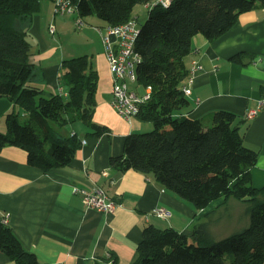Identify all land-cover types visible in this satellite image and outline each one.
<instances>
[{
	"label": "trees",
	"instance_id": "trees-1",
	"mask_svg": "<svg viewBox=\"0 0 264 264\" xmlns=\"http://www.w3.org/2000/svg\"><path fill=\"white\" fill-rule=\"evenodd\" d=\"M150 0H75L80 16L95 14L109 25L132 18L135 4ZM40 0H0V96L25 113L5 115L0 149L16 145L27 162L43 171L68 165L81 145L74 132L62 128L81 121L100 134L105 127L93 121L97 72L86 55L64 58L59 82L66 95L40 87L33 78L37 65L31 58L27 26ZM264 7V0H173L148 9L135 48L141 55L137 68L140 85L151 86L150 98L135 117L152 129L124 136V154L111 156L119 171L134 169L151 175L165 188L201 209L219 196L245 201L249 224L220 239L203 226L191 233L172 226L143 228L136 257L130 264H264V186L252 184L251 169L258 151L247 146L228 110L212 112L209 123L185 115L189 106L182 86L189 68L185 56L192 37L214 39L228 30L241 12ZM242 52L231 56L240 61ZM1 218V216H0ZM0 251L13 264H52L25 249L7 223L0 219ZM115 263V258L112 261Z\"/></svg>",
	"mask_w": 264,
	"mask_h": 264
},
{
	"label": "crops",
	"instance_id": "crops-1",
	"mask_svg": "<svg viewBox=\"0 0 264 264\" xmlns=\"http://www.w3.org/2000/svg\"><path fill=\"white\" fill-rule=\"evenodd\" d=\"M70 14L74 19L80 16ZM56 15L53 0H40L38 11L28 22L20 21L19 27L27 26L31 58L37 65L34 83L66 95L67 88L58 78L64 57L60 52L56 61L57 46L51 44L53 39H47L46 32L51 20L62 29L69 17L61 15L56 20ZM96 32L99 46L96 57L90 60L97 72L92 119L105 130L96 134L81 121L70 123L68 130L66 125L62 132H74L83 142L68 165L48 171L28 164L27 153L19 146L7 144L0 149V215L8 213L7 224L25 249L52 264H112L114 258L116 264H130L145 226L186 230L174 220L173 210L196 214L184 199L151 175L132 168L122 172L110 165L111 156L124 154V136L143 131L145 125L135 116L125 118L112 107L111 75ZM238 52H242L239 62L231 59ZM184 59L192 77L191 91L185 95L190 103L185 115L209 123L216 110L234 113V124L244 143L258 151L251 169L252 184L263 187L264 109L250 118L245 115L264 97V7L241 12L235 23L214 39L195 34ZM194 60L202 67L192 70ZM4 98L0 96V132L5 130L6 113L15 106ZM18 110L14 111L25 116ZM74 186L101 187L117 206L112 212L88 207ZM157 205L170 209L171 216H155L152 209ZM0 264L13 262L0 251Z\"/></svg>",
	"mask_w": 264,
	"mask_h": 264
},
{
	"label": "rangeland",
	"instance_id": "rangeland-1",
	"mask_svg": "<svg viewBox=\"0 0 264 264\" xmlns=\"http://www.w3.org/2000/svg\"><path fill=\"white\" fill-rule=\"evenodd\" d=\"M148 11L143 7L142 3H137L132 10V16H136L135 19L140 26L146 19ZM56 20L61 15L68 16L64 27L60 29V26L56 25L57 30L54 35L46 32L47 39H53L51 44L57 46L56 61L60 60L59 53L64 58H70L80 55H86L89 61L96 57V48L99 46L98 33L95 27L98 24H103V21L99 19L95 14H89L81 16L83 19V26H79L76 23L74 17L69 12L55 13ZM54 15V14H53ZM90 21V24L88 23ZM90 27L88 30L85 27ZM94 26V27H93ZM97 33V34H96ZM48 90V87L46 88ZM53 90V88H52ZM138 92H142V88H137ZM7 101L9 99L5 97ZM14 110H18L15 105ZM19 117L23 118V113H19ZM205 121V120H204ZM143 131L152 129L151 122L144 121ZM70 128V124L65 127V130ZM185 201L194 209L196 214L194 216H188L187 213L182 211L173 210L174 220L177 219L180 223L179 226H184L187 233H191L195 228L203 226L205 232L212 239H220L231 233H234L249 224V215L247 212V203L234 197H230L228 200H224L223 196H219L210 201L207 206L200 210L195 208L191 202L185 199Z\"/></svg>",
	"mask_w": 264,
	"mask_h": 264
},
{
	"label": "built area",
	"instance_id": "built-area-1",
	"mask_svg": "<svg viewBox=\"0 0 264 264\" xmlns=\"http://www.w3.org/2000/svg\"><path fill=\"white\" fill-rule=\"evenodd\" d=\"M173 0H160L155 3H147L144 5L147 9H150L156 4H160L164 7L168 6ZM72 13L77 12V4L75 0H54L53 14L55 13ZM78 24V23H77ZM80 26V24H78ZM124 25V24H116ZM138 25L136 19L135 24L132 27H126L125 33L114 32V25L112 31L98 30L103 52L111 75V99L110 103L112 107L125 118H130L136 115L133 112L134 99H141L142 103L150 98L151 86H142L137 80V71H129V63L133 58L139 57V52L135 47H130V38L133 30ZM51 34H55L56 26L52 20V25H49ZM193 69L201 68V63L196 60L192 63ZM126 77H133V86H126ZM192 79L187 83L185 88L191 91L190 84ZM142 88V92L139 93L137 88ZM258 109H264V97L260 98L256 108H251L246 112L245 117H252L256 114ZM83 142V141H81ZM106 174V171H105ZM73 189L78 191L82 195L84 203L88 207L95 208L104 212H112L116 206L111 201H107L106 193L101 192L98 186L91 187L89 189L84 187L74 186ZM152 213L160 218H167L171 216L170 209L157 205L153 207ZM1 220L7 223L8 213L2 214Z\"/></svg>",
	"mask_w": 264,
	"mask_h": 264
},
{
	"label": "bare ground",
	"instance_id": "bare-ground-1",
	"mask_svg": "<svg viewBox=\"0 0 264 264\" xmlns=\"http://www.w3.org/2000/svg\"><path fill=\"white\" fill-rule=\"evenodd\" d=\"M159 1L160 0H150V1H147V3H155V2H159ZM53 7H54V0H53ZM75 20H76V23H78L80 25L83 23L80 16H78V18H76ZM120 24H124V25H114V32L125 33L126 27H132L135 24V18L132 17V18L128 19L127 21H124ZM49 25H52V20L48 24V31L51 33V31L49 29ZM97 28H98V30L112 31L113 25L105 24L104 26H97ZM139 30H140V26L137 25L135 27V29L133 30V33H132L131 38H130V47H135V42H136V39L138 37ZM139 57H141L140 53H139ZM141 60H142L141 58H133L129 63V71H137L138 65L141 63ZM191 69L193 70L192 66H191ZM191 79H192V77H191V74L189 71V75L186 79V83L182 86V89H183L185 95H188L190 93L189 89L185 88V86L187 85V83ZM126 86H133V77H126ZM141 104H142L141 99H134L133 112H135L137 114ZM103 174H105V171H103ZM99 189L101 190V192L106 193L107 201H111V203L114 206H117V203L107 194V192L104 189H102L101 187H99Z\"/></svg>",
	"mask_w": 264,
	"mask_h": 264
}]
</instances>
